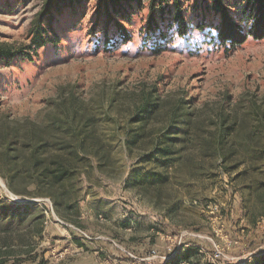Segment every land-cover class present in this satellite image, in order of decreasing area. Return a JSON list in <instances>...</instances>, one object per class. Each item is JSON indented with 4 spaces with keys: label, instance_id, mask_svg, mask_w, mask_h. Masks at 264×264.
<instances>
[{
    "label": "rangeland",
    "instance_id": "374dc122",
    "mask_svg": "<svg viewBox=\"0 0 264 264\" xmlns=\"http://www.w3.org/2000/svg\"><path fill=\"white\" fill-rule=\"evenodd\" d=\"M244 1L224 0L233 12ZM42 2L0 0V47L30 54L0 58V201L16 208L0 221V264L264 256V39L226 50L211 38L217 22L182 0L183 37H147L142 8L124 21L129 41L105 48L96 0H82L54 17L58 41L33 53L28 29ZM145 99L155 109L141 119ZM183 121L184 132L167 128ZM222 125L232 127L226 162ZM59 163L69 177L40 182Z\"/></svg>",
    "mask_w": 264,
    "mask_h": 264
},
{
    "label": "trees",
    "instance_id": "16d2710c",
    "mask_svg": "<svg viewBox=\"0 0 264 264\" xmlns=\"http://www.w3.org/2000/svg\"><path fill=\"white\" fill-rule=\"evenodd\" d=\"M82 0H43L39 10L34 15L28 29L29 45L27 49L36 53L37 50L45 47L50 43L58 41V37L53 28L54 17L64 8H70L80 3ZM199 1V2H197ZM202 5V10L205 15L212 18L214 32L212 40L220 47L234 49L240 46L247 38L251 37L256 40L264 39V0H245L244 4L233 12L224 2V0H195L196 6L194 9L198 11L199 4ZM146 8L147 14L143 32L147 37H154L155 41L163 42L166 35L164 28L173 29L174 33L183 37L190 29V24L187 21L184 12V4L182 0H96L94 8V16L97 22L96 25L104 24L103 30L105 38V48L114 45L115 40L126 43L130 39L129 32L124 25V21H130V17L135 9ZM112 24L115 29L114 36L108 37L107 25ZM245 24V26H244ZM205 20L196 22L195 28L204 29L206 26ZM116 44V43H115ZM157 49H160L157 47ZM16 54L24 56L28 60L30 54H21V52H11L9 49L0 47V58L12 59ZM153 99H145L141 107V119H145L155 109ZM181 128L176 126L167 127L168 129H186V122L181 123ZM175 127V128H174ZM231 126L222 125L215 129V133L219 138V145L222 150L218 153L219 159L222 162L227 161V155H230L229 148L231 143L227 142L231 134ZM40 149V144H37L35 150ZM167 150V149H165ZM35 151V152H37ZM252 159V158H251ZM71 168L65 164L59 163L57 168L49 171L47 168L42 169L38 173L40 182L48 187H56L69 177ZM57 210L56 196H51ZM16 209L7 203L0 201V221H5L13 214ZM18 210V209H17ZM58 212V210H57ZM15 216V215H14ZM261 216H264V211ZM16 217L21 218L22 214L17 213ZM253 264H264V256L257 259Z\"/></svg>",
    "mask_w": 264,
    "mask_h": 264
}]
</instances>
